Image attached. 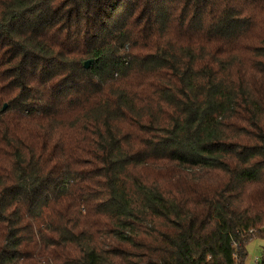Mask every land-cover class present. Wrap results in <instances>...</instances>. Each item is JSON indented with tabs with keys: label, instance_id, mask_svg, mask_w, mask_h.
Segmentation results:
<instances>
[{
	"label": "trees",
	"instance_id": "16d2710c",
	"mask_svg": "<svg viewBox=\"0 0 264 264\" xmlns=\"http://www.w3.org/2000/svg\"><path fill=\"white\" fill-rule=\"evenodd\" d=\"M253 238L264 0H0V264H245Z\"/></svg>",
	"mask_w": 264,
	"mask_h": 264
},
{
	"label": "rangeland",
	"instance_id": "374dc122",
	"mask_svg": "<svg viewBox=\"0 0 264 264\" xmlns=\"http://www.w3.org/2000/svg\"><path fill=\"white\" fill-rule=\"evenodd\" d=\"M247 258L245 264H259L262 254L264 253V241L260 238H253L246 245ZM258 258V262L255 263V259Z\"/></svg>",
	"mask_w": 264,
	"mask_h": 264
},
{
	"label": "water",
	"instance_id": "95a60500",
	"mask_svg": "<svg viewBox=\"0 0 264 264\" xmlns=\"http://www.w3.org/2000/svg\"><path fill=\"white\" fill-rule=\"evenodd\" d=\"M92 63H93V59H88V60L84 61V68L88 69ZM4 107H5V105H4Z\"/></svg>",
	"mask_w": 264,
	"mask_h": 264
},
{
	"label": "built area",
	"instance_id": "2783aa9c",
	"mask_svg": "<svg viewBox=\"0 0 264 264\" xmlns=\"http://www.w3.org/2000/svg\"><path fill=\"white\" fill-rule=\"evenodd\" d=\"M257 262H258V258L255 259V263H257Z\"/></svg>",
	"mask_w": 264,
	"mask_h": 264
}]
</instances>
